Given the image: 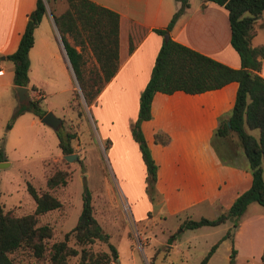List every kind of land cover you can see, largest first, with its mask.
Returning <instances> with one entry per match:
<instances>
[{"label":"trees","instance_id":"16d2710c","mask_svg":"<svg viewBox=\"0 0 264 264\" xmlns=\"http://www.w3.org/2000/svg\"><path fill=\"white\" fill-rule=\"evenodd\" d=\"M57 1L35 0L16 48L4 55L13 63L11 83L27 85V51L32 44V30L48 6L73 76L85 103L89 105L117 68L118 13L93 0H63L64 7L57 13L55 10ZM178 1V7L166 24L163 27L153 28V31L161 35V43L155 54L149 77L139 93L136 117L130 126V135L137 143L144 164L145 190L151 202L155 203L159 199L154 186L156 163L140 128L141 121L150 117L153 94L171 93L175 90L197 93L235 81L236 88L229 114L218 119L214 133L220 136L229 133L236 137L248 162L250 182L247 187L235 194L226 210L218 212L213 217L185 218L179 226L194 228L200 225H216L224 222L228 217L235 223L249 202L256 201L264 207V179L261 167V162L264 160V77L258 73L261 57L264 56V45L250 44V39L255 33L253 20L264 11V0H211L226 9L229 43L239 57L237 67L226 65L169 36L168 31L176 17L188 5L187 0ZM66 34L71 38L72 44L67 41ZM89 58L92 59L90 64L87 63ZM29 89H35V86L30 84ZM75 96H77L76 90L73 91L72 98ZM40 99L41 95L31 98L27 94L21 102L16 101L17 107L14 115L7 120L6 128L11 126L14 116L24 110L31 111L39 118L46 111L41 107ZM61 122L54 129L57 145L62 154L71 153L74 149L70 141L75 133L63 128ZM252 129L256 130V135L248 131ZM168 138L164 132L153 133L155 143L164 144ZM0 160H5L2 143ZM78 162L81 164L79 159ZM68 175L69 171L65 168L54 167L45 175L46 188L37 189L27 182L26 189L34 202L29 212L14 213L9 208L5 209L0 200V264H16L13 253L21 247L36 259L44 258L46 264H68V256L76 254H78L77 264H107L110 261H117V250L108 241L109 234L103 230L93 215L89 191L86 187L74 225L63 233L61 239L47 242L53 230L50 224L41 223L40 219L45 212L62 205L51 190L64 185ZM69 235L73 236L76 244L80 246L79 249L67 243ZM174 235L171 233L167 236L168 242L174 238ZM225 237H230L227 230L210 244L196 264H205L219 241ZM94 240L105 242L108 250L94 251L85 246ZM230 241L228 264H234L236 248L232 236ZM260 261L263 264L264 246Z\"/></svg>","mask_w":264,"mask_h":264},{"label":"crops","instance_id":"0c3cea01","mask_svg":"<svg viewBox=\"0 0 264 264\" xmlns=\"http://www.w3.org/2000/svg\"><path fill=\"white\" fill-rule=\"evenodd\" d=\"M93 1L118 13V29L117 68L97 93L92 105L96 106L100 123L105 122V126L101 127L105 136L111 137L109 145L113 138L118 136L116 120L125 115L121 130L122 138L128 144L123 146L129 150L126 149L125 152L124 148L120 149L122 153H126L122 161L116 159L110 149L112 165L114 163L115 171L124 176L125 183H129V193H137L138 187L144 190L145 171L137 143L130 135V126L136 117L139 93L149 77L161 43V35L153 31V28L166 24L178 7L179 1ZM187 1L188 5L169 29V36L226 65L237 67L239 57L229 43L226 9L211 0ZM34 4L35 0H0L2 65L7 64L4 55L16 48L28 13ZM253 27L255 33L250 39V44L264 45V11L254 18ZM65 36L72 44L71 38L67 34ZM32 38V44L27 51V94L34 98L40 95L43 97L42 89L45 90L47 82H56L62 72L66 73L67 68L72 76L73 72L47 7L32 30ZM76 48L78 49V46ZM258 73L264 77V56L261 57ZM30 84H33L35 89H29ZM235 88L236 82L229 81L221 87L197 93L175 90L171 93L153 94L150 117L141 121L140 128L156 163L154 186L159 199L157 205H154L146 195L148 208L143 211L142 217H148L146 212L154 210L155 215L158 214L157 217L164 218L161 216L162 207H166L172 214H178L200 202H205L217 211H224L235 194L248 186L250 169L247 159L239 145L232 150L229 144V141L236 142V137L229 133L223 136L214 133L218 119L229 114ZM74 90L75 87L72 86L71 99ZM118 124L120 126V122ZM253 130L255 129L248 131L256 135V130L255 133ZM156 131L166 133L168 141L164 144L155 143L153 133ZM130 152L132 158H129ZM60 155L62 156L61 151L51 160L58 159ZM132 160L134 164H126ZM132 167L141 172L140 180L136 181V184H132L127 178L131 175ZM133 218L139 220L135 214ZM260 254L261 250L258 251L257 258L258 263L262 264Z\"/></svg>","mask_w":264,"mask_h":264},{"label":"rangeland","instance_id":"374dc122","mask_svg":"<svg viewBox=\"0 0 264 264\" xmlns=\"http://www.w3.org/2000/svg\"><path fill=\"white\" fill-rule=\"evenodd\" d=\"M57 4L55 10L64 7L63 0H58ZM91 61L89 58L87 63ZM5 62L9 65L0 62V144L8 163L0 168V200L5 209L9 208L17 214L31 211L34 202L26 189V183L30 182L35 188L43 189L45 175L54 167H61L69 171L67 181L51 191L62 205L45 212L40 219L41 223L50 224L53 230L47 242L61 239L63 233L74 225L86 187L93 215L109 234L108 241L117 250V261L107 264H196L210 244L226 230L233 237L236 248L234 264H259L258 251L262 252L264 246V207L256 201L247 204L235 223L228 217L216 225L194 228L179 226L185 218L213 217L222 211H217L205 202L178 214H172L166 207H162L161 216L164 218L157 217L154 210L146 212L148 217H142L143 211L148 208L145 184L144 190L138 187L137 193H129V183H125L124 176L115 171L114 163L112 165L110 149L116 159L123 161L126 156L120 150L128 145L122 138L121 130L125 115L116 120L118 136L109 145L111 137L105 136L101 127L105 126V122L100 123L95 105L85 103L77 81L68 68L65 74L62 72L58 76L56 82H47L45 90L42 89L44 96L40 99V105L60 118L63 128L74 131L75 136L70 142L76 153L75 159L68 161L60 155L58 159L51 160L60 151L55 131L40 122L29 110L16 114L11 126L6 128V122L14 115L17 102L11 84L12 61L7 59ZM72 86L77 96L71 99ZM229 144L232 150L238 147L237 140L229 141ZM126 149L129 150L124 148L125 152ZM129 158H132L131 152ZM126 164L134 163L132 160ZM261 167L264 179V161ZM131 171L127 178L136 184L141 172L136 167H132ZM157 202L152 203L157 205ZM132 211L139 220H134ZM171 233L175 235L168 242L167 236ZM230 237L219 241L205 264H228ZM67 243L80 248L72 235H69ZM85 246L94 251L108 250L106 243L100 240ZM13 257L16 264H46L44 258L36 259L23 247L14 252ZM77 259L78 254L68 256L67 263L77 264Z\"/></svg>","mask_w":264,"mask_h":264},{"label":"water","instance_id":"95a60500","mask_svg":"<svg viewBox=\"0 0 264 264\" xmlns=\"http://www.w3.org/2000/svg\"><path fill=\"white\" fill-rule=\"evenodd\" d=\"M13 90L15 92L16 96V101L21 102L22 100L25 99L27 95V85H13ZM39 120L43 122L44 124L50 126L53 129H56L57 126L60 124L61 119L55 116L50 110H46L40 117ZM228 124V121H226ZM62 157L65 160H73L76 158V153L71 152V153H66L62 154ZM7 165V161L5 160H0V168L4 167Z\"/></svg>","mask_w":264,"mask_h":264},{"label":"built area","instance_id":"2783aa9c","mask_svg":"<svg viewBox=\"0 0 264 264\" xmlns=\"http://www.w3.org/2000/svg\"><path fill=\"white\" fill-rule=\"evenodd\" d=\"M123 207H124V209H126V207H127V206H126V204H124V206H123Z\"/></svg>","mask_w":264,"mask_h":264}]
</instances>
